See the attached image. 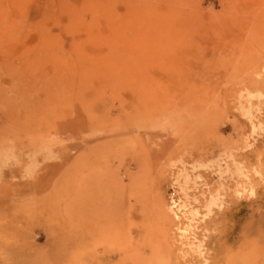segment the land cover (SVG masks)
<instances>
[{
	"label": "rangeland",
	"instance_id": "1",
	"mask_svg": "<svg viewBox=\"0 0 264 264\" xmlns=\"http://www.w3.org/2000/svg\"><path fill=\"white\" fill-rule=\"evenodd\" d=\"M84 1L0 0V20L19 5L21 25L0 28V264H118L139 250L144 264H208L264 208V91L243 86L264 62V0L77 12ZM87 36L111 38V57L78 49ZM181 171L201 255L178 250L156 207L181 197Z\"/></svg>",
	"mask_w": 264,
	"mask_h": 264
},
{
	"label": "bare ground",
	"instance_id": "2",
	"mask_svg": "<svg viewBox=\"0 0 264 264\" xmlns=\"http://www.w3.org/2000/svg\"><path fill=\"white\" fill-rule=\"evenodd\" d=\"M105 0H89L84 1L80 5L81 11H91L93 13L98 12H108V5L105 4ZM22 4V2H21ZM246 6V5H245ZM244 6V9L246 8ZM20 6L17 5L13 7L10 13H1L8 14L2 20H0V28H19L21 25L18 23L17 16L19 13ZM259 7H257V10ZM253 9L251 7H247L245 13L252 14ZM249 19L244 20L246 25H249ZM259 21L261 24L259 26L264 25V17L260 16ZM248 26V27H249ZM111 38H101V37H89L83 41L79 42L78 49L82 50L83 45H91V46H106L108 47V52L106 55L102 57L95 58L96 60L102 61L111 57ZM81 59V58H80ZM87 57H84V60H87ZM82 60V59H81ZM95 61V60H88ZM253 69L254 76L258 78L257 80L253 77H249L248 79H243V86L246 89H254L261 88L264 91V62H262L259 58L253 59ZM259 67V69H258ZM198 110L199 117L201 121L206 118L209 119L208 111H203L200 109V106H196ZM208 122V121H207ZM206 122V123H207ZM205 123V124H206ZM82 133L83 139L82 143L87 144L92 143L94 138V132L92 130L85 129ZM88 135V136H87ZM90 138V140H89ZM92 152L93 148H89L88 146L85 148L84 155L87 152ZM175 182L178 186V191L180 194V198L178 200H171V202L164 206L165 210H163L162 198L160 195L155 197L156 207L162 215L163 223H167L170 221L171 223L175 222V232L177 237V243L179 244V249L181 250L184 247L189 248L191 251L201 255L200 246L201 242L197 239L196 232L198 230V224L202 221V216L199 213L198 209L193 208L192 205L196 204L197 201L194 200L193 203L189 202L188 193L190 192V177L188 174L184 172H179L175 177ZM240 193L236 191L235 194ZM209 199L203 205V207L210 211L211 207L216 204V198L213 197L210 193H208ZM219 196L218 194H215ZM215 198V200H214ZM207 199V198H206ZM255 212V211H254ZM249 222L241 225L238 232H234L232 235L228 236L223 241H218L216 243V250L214 255L208 264H264V208H258L257 214H252ZM230 239V240H229ZM252 241H250V240ZM140 247V242H134V247ZM143 253L139 251H131L127 256L117 257L118 264H144L143 263ZM206 262V260H205Z\"/></svg>",
	"mask_w": 264,
	"mask_h": 264
}]
</instances>
